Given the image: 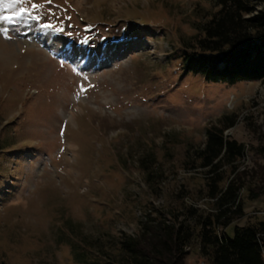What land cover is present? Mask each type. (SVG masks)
<instances>
[{
	"label": "rangeland",
	"instance_id": "1",
	"mask_svg": "<svg viewBox=\"0 0 264 264\" xmlns=\"http://www.w3.org/2000/svg\"><path fill=\"white\" fill-rule=\"evenodd\" d=\"M21 8L0 21V263L79 264L76 250L115 254L146 217L209 209L189 151L225 116L246 148L245 215L219 232L264 218V82L184 68L183 38L214 0H23L0 14ZM184 262L212 264L196 233Z\"/></svg>",
	"mask_w": 264,
	"mask_h": 264
},
{
	"label": "trees",
	"instance_id": "2",
	"mask_svg": "<svg viewBox=\"0 0 264 264\" xmlns=\"http://www.w3.org/2000/svg\"><path fill=\"white\" fill-rule=\"evenodd\" d=\"M214 5L217 10L195 26L198 33L183 38L185 70L212 82H264V0H214ZM235 123L231 115L210 125L204 145L189 151L191 167L203 170L209 209L188 204L168 217H146L140 233L119 239L117 253L102 250L99 258H92L76 250L77 262L185 264L187 246L196 233L201 253L212 264H264V218L235 225L232 234L219 232L245 215L240 197L245 182L236 172L246 148L226 134ZM263 193L264 188L252 197Z\"/></svg>",
	"mask_w": 264,
	"mask_h": 264
},
{
	"label": "snow or ice",
	"instance_id": "3",
	"mask_svg": "<svg viewBox=\"0 0 264 264\" xmlns=\"http://www.w3.org/2000/svg\"><path fill=\"white\" fill-rule=\"evenodd\" d=\"M50 2V0H49ZM17 3H23V0H11V2H9V0H0V9H3L5 7H11L14 4ZM41 5L32 4V8L36 9L38 7H40ZM27 9L21 8L19 9L17 12L12 13V14H0V21H6L8 24H12L15 22V19L19 16H22L26 13ZM44 28H52L54 27V25H52L51 23H45L43 25H41ZM8 29L7 28H0V32L5 33V35L7 34Z\"/></svg>",
	"mask_w": 264,
	"mask_h": 264
},
{
	"label": "bare ground",
	"instance_id": "4",
	"mask_svg": "<svg viewBox=\"0 0 264 264\" xmlns=\"http://www.w3.org/2000/svg\"><path fill=\"white\" fill-rule=\"evenodd\" d=\"M21 198V197H20Z\"/></svg>",
	"mask_w": 264,
	"mask_h": 264
}]
</instances>
